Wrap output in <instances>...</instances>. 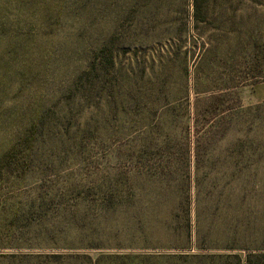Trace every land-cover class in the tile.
Listing matches in <instances>:
<instances>
[{"label": "rangeland", "instance_id": "374dc122", "mask_svg": "<svg viewBox=\"0 0 264 264\" xmlns=\"http://www.w3.org/2000/svg\"><path fill=\"white\" fill-rule=\"evenodd\" d=\"M147 2L114 32L102 72L98 64L80 79L82 50L62 37V118L51 115L29 142L0 130V246L194 253L172 245L189 243L180 227L198 193L202 223L216 213L212 237L224 229V205L210 198L235 193L236 182L214 155L221 143L196 162L194 142H264V0H150L158 14ZM121 3L99 8L94 33L109 29ZM45 99L35 86L16 103ZM257 168L264 191V160ZM258 210L252 237L264 239ZM169 213L176 221L164 226Z\"/></svg>", "mask_w": 264, "mask_h": 264}, {"label": "trees", "instance_id": "16d2710c", "mask_svg": "<svg viewBox=\"0 0 264 264\" xmlns=\"http://www.w3.org/2000/svg\"><path fill=\"white\" fill-rule=\"evenodd\" d=\"M120 1L122 3L113 8L112 25L105 32L96 34L95 17L99 8L101 11L106 9L108 0H0V130H13L15 134L10 142H29L36 129L44 132L51 115L62 118V72L55 75L62 64V37L82 50L84 63L80 79L88 71H96L98 64L101 72L107 65H112L114 32L121 28L125 16L136 12L142 1L150 2ZM194 7V14L200 15L197 2ZM159 10L160 4L150 2L144 11L158 14ZM46 78L54 81L48 83ZM35 86H41L44 91L43 104L39 101L34 105L29 102L17 105L16 99L19 96L29 99ZM53 108L58 109L54 112L51 111ZM218 143L223 148L214 155L222 157L224 171L229 173L227 184L235 180L237 189L235 193L224 191L217 198H210L225 208V227L217 238L211 233L216 213L211 212L202 223L199 193L193 201V217L190 207L184 210L180 229L189 243L173 244L172 247L195 249L196 252H99L92 255L71 249L39 253L0 246V264H264V239L252 237L257 231L258 208L264 206V191L255 181L257 166L264 160V142H194L196 162L209 155L208 148L212 150ZM180 200L183 198H177L176 202ZM180 205L186 207L185 201ZM217 211L223 213V210ZM172 213L163 220L164 226L168 221L171 224L176 221ZM171 231L175 232V229Z\"/></svg>", "mask_w": 264, "mask_h": 264}]
</instances>
